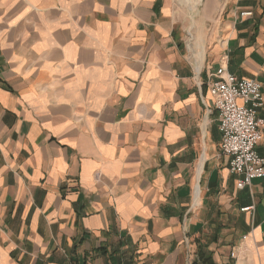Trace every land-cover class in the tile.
<instances>
[{"label":"crops","instance_id":"0c3cea01","mask_svg":"<svg viewBox=\"0 0 264 264\" xmlns=\"http://www.w3.org/2000/svg\"><path fill=\"white\" fill-rule=\"evenodd\" d=\"M196 8L0 0V264H264V179L205 118L221 65L264 96V0Z\"/></svg>","mask_w":264,"mask_h":264},{"label":"built area","instance_id":"2783aa9c","mask_svg":"<svg viewBox=\"0 0 264 264\" xmlns=\"http://www.w3.org/2000/svg\"><path fill=\"white\" fill-rule=\"evenodd\" d=\"M185 47L186 58L193 63L194 79L202 86L200 61L191 36L187 37ZM206 87L211 104L205 105V118L216 113L220 155L226 160L229 174L235 177V189L244 190L254 181L264 179V159L256 151L263 139L264 119L258 118L264 106L262 85L256 80L238 79L221 65L209 74Z\"/></svg>","mask_w":264,"mask_h":264},{"label":"water","instance_id":"95a60500","mask_svg":"<svg viewBox=\"0 0 264 264\" xmlns=\"http://www.w3.org/2000/svg\"><path fill=\"white\" fill-rule=\"evenodd\" d=\"M180 2L184 3L188 9H192L197 7L202 0H179ZM221 2H223L224 0H220Z\"/></svg>","mask_w":264,"mask_h":264},{"label":"trees","instance_id":"16d2710c","mask_svg":"<svg viewBox=\"0 0 264 264\" xmlns=\"http://www.w3.org/2000/svg\"><path fill=\"white\" fill-rule=\"evenodd\" d=\"M197 260H199V261H205V256L202 253H200V251L198 252Z\"/></svg>","mask_w":264,"mask_h":264},{"label":"rangeland","instance_id":"374dc122","mask_svg":"<svg viewBox=\"0 0 264 264\" xmlns=\"http://www.w3.org/2000/svg\"><path fill=\"white\" fill-rule=\"evenodd\" d=\"M198 7V6H197ZM193 10L194 9H197L196 7L195 8H192ZM235 252V253H234ZM230 257H231V259H236L237 258V253H236V251H232V253H230Z\"/></svg>","mask_w":264,"mask_h":264},{"label":"bare ground","instance_id":"6f19581e","mask_svg":"<svg viewBox=\"0 0 264 264\" xmlns=\"http://www.w3.org/2000/svg\"><path fill=\"white\" fill-rule=\"evenodd\" d=\"M197 203V194H195V204Z\"/></svg>","mask_w":264,"mask_h":264}]
</instances>
